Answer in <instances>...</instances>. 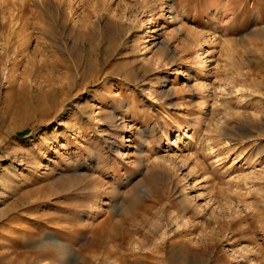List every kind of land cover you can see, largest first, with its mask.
I'll return each mask as SVG.
<instances>
[{
	"label": "rangeland",
	"instance_id": "rangeland-1",
	"mask_svg": "<svg viewBox=\"0 0 264 264\" xmlns=\"http://www.w3.org/2000/svg\"><path fill=\"white\" fill-rule=\"evenodd\" d=\"M0 264H264V0H0Z\"/></svg>",
	"mask_w": 264,
	"mask_h": 264
},
{
	"label": "bare ground",
	"instance_id": "bare-ground-1",
	"mask_svg": "<svg viewBox=\"0 0 264 264\" xmlns=\"http://www.w3.org/2000/svg\"><path fill=\"white\" fill-rule=\"evenodd\" d=\"M156 45V44H155ZM164 81V80H163Z\"/></svg>",
	"mask_w": 264,
	"mask_h": 264
}]
</instances>
